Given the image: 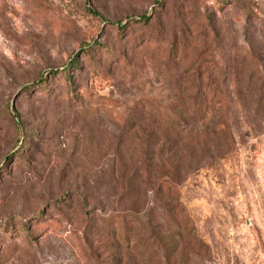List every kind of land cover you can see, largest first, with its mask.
<instances>
[{
  "label": "rangeland",
  "instance_id": "obj_1",
  "mask_svg": "<svg viewBox=\"0 0 264 264\" xmlns=\"http://www.w3.org/2000/svg\"><path fill=\"white\" fill-rule=\"evenodd\" d=\"M0 264H264V0H0Z\"/></svg>",
  "mask_w": 264,
  "mask_h": 264
},
{
  "label": "trees",
  "instance_id": "obj_2",
  "mask_svg": "<svg viewBox=\"0 0 264 264\" xmlns=\"http://www.w3.org/2000/svg\"><path fill=\"white\" fill-rule=\"evenodd\" d=\"M138 20L139 21H144V22H147V18L146 17H141V18H138ZM117 26H118V28L119 29H123V27L125 26V24H122L120 21L119 22H117ZM72 64H74V63H72ZM223 158H228V156H227V154L226 155H223L222 157H219L218 159H223ZM135 246H138V242L137 241H135Z\"/></svg>",
  "mask_w": 264,
  "mask_h": 264
}]
</instances>
